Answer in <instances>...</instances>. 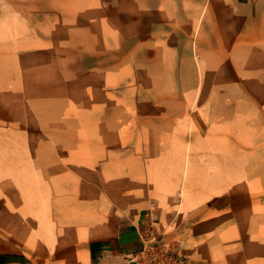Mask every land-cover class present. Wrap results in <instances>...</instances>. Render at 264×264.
Returning a JSON list of instances; mask_svg holds the SVG:
<instances>
[{
  "label": "rangeland",
  "instance_id": "1",
  "mask_svg": "<svg viewBox=\"0 0 264 264\" xmlns=\"http://www.w3.org/2000/svg\"><path fill=\"white\" fill-rule=\"evenodd\" d=\"M127 223L264 264V0H0V253Z\"/></svg>",
  "mask_w": 264,
  "mask_h": 264
},
{
  "label": "crops",
  "instance_id": "2",
  "mask_svg": "<svg viewBox=\"0 0 264 264\" xmlns=\"http://www.w3.org/2000/svg\"><path fill=\"white\" fill-rule=\"evenodd\" d=\"M219 198L220 194L214 196L210 201L209 206L215 203L214 207H216L220 203V200H218ZM137 226L138 224L133 225L132 223H127L124 226H118L115 233L110 237L105 238L103 236V238L90 239L86 243L85 262H83V264H123V251L135 252L140 248V236L138 234ZM193 237L199 236H194V233L192 232L191 234L189 233V240ZM182 239L183 238H181V240ZM189 240L187 241L188 244L184 240V244L188 245V247L184 249L187 256H183L180 264H212L208 252H205L207 251V248L204 247V252L206 254L202 256L200 250L203 249L204 245L198 244V248L195 247L193 249ZM132 247L134 248L132 249ZM251 247L256 248V246L250 244L248 249H251ZM178 251H180V248H178ZM246 255L251 256L247 252ZM0 264H27V262L19 260L15 254L0 253Z\"/></svg>",
  "mask_w": 264,
  "mask_h": 264
},
{
  "label": "built area",
  "instance_id": "3",
  "mask_svg": "<svg viewBox=\"0 0 264 264\" xmlns=\"http://www.w3.org/2000/svg\"><path fill=\"white\" fill-rule=\"evenodd\" d=\"M138 231L140 248L135 252L123 251V264H180L176 252L166 248L164 242L153 229Z\"/></svg>",
  "mask_w": 264,
  "mask_h": 264
}]
</instances>
